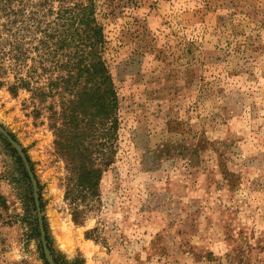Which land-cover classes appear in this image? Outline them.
I'll return each instance as SVG.
<instances>
[{
	"label": "rangeland",
	"instance_id": "rangeland-1",
	"mask_svg": "<svg viewBox=\"0 0 264 264\" xmlns=\"http://www.w3.org/2000/svg\"><path fill=\"white\" fill-rule=\"evenodd\" d=\"M94 2L113 163L77 225L47 113L0 51V128L36 182L0 133V264H46L41 221L55 264H264V0Z\"/></svg>",
	"mask_w": 264,
	"mask_h": 264
},
{
	"label": "trees",
	"instance_id": "trees-1",
	"mask_svg": "<svg viewBox=\"0 0 264 264\" xmlns=\"http://www.w3.org/2000/svg\"><path fill=\"white\" fill-rule=\"evenodd\" d=\"M2 17L6 23L0 35L5 30L11 41L0 51L13 70L26 73L11 90H27L47 113L56 154L67 171L65 200L73 221L82 225L81 203L98 194L114 160L119 128V100L104 58L107 39L95 2L0 0Z\"/></svg>",
	"mask_w": 264,
	"mask_h": 264
},
{
	"label": "water",
	"instance_id": "water-1",
	"mask_svg": "<svg viewBox=\"0 0 264 264\" xmlns=\"http://www.w3.org/2000/svg\"><path fill=\"white\" fill-rule=\"evenodd\" d=\"M0 133H2L6 138L7 140L10 142V144L13 146V148H15V150H17L18 152V155L21 157L22 161L24 162V165L33 181V184H34V187H35V190H36V182H35V179L33 177V174L31 172V169H30V165L24 155V153L22 152L21 148L16 144L15 141H13V139L4 131L0 128ZM36 205H37V208L39 210V201H38V198H37V195H36ZM40 230H41V235H42V242H43V247H44V253H45V258L48 262V264H55L49 254V251H48V248H47V242H46V239H45V232H44V229H43V225H42V221L40 223Z\"/></svg>",
	"mask_w": 264,
	"mask_h": 264
}]
</instances>
